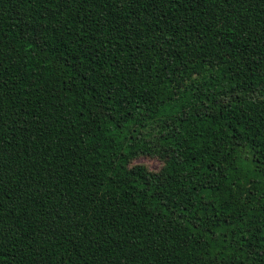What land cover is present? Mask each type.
<instances>
[{
	"label": "trees",
	"instance_id": "obj_1",
	"mask_svg": "<svg viewBox=\"0 0 264 264\" xmlns=\"http://www.w3.org/2000/svg\"><path fill=\"white\" fill-rule=\"evenodd\" d=\"M0 264H264V0H0Z\"/></svg>",
	"mask_w": 264,
	"mask_h": 264
},
{
	"label": "rangeland",
	"instance_id": "obj_2",
	"mask_svg": "<svg viewBox=\"0 0 264 264\" xmlns=\"http://www.w3.org/2000/svg\"><path fill=\"white\" fill-rule=\"evenodd\" d=\"M136 164H143V165H146L147 167H149L152 171H157L160 169L162 163L157 160V159H151V158H145V157H142V158H139L137 161H136Z\"/></svg>",
	"mask_w": 264,
	"mask_h": 264
}]
</instances>
